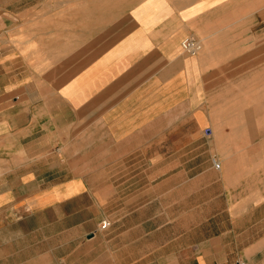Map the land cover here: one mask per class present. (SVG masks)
<instances>
[{"label": "crops", "instance_id": "0c3cea01", "mask_svg": "<svg viewBox=\"0 0 264 264\" xmlns=\"http://www.w3.org/2000/svg\"><path fill=\"white\" fill-rule=\"evenodd\" d=\"M20 18L0 13V264H264V0Z\"/></svg>", "mask_w": 264, "mask_h": 264}, {"label": "rangeland", "instance_id": "374dc122", "mask_svg": "<svg viewBox=\"0 0 264 264\" xmlns=\"http://www.w3.org/2000/svg\"><path fill=\"white\" fill-rule=\"evenodd\" d=\"M92 0H0V13L6 14L11 17L15 26V29L20 28V14L23 12L29 15L52 13L53 9L61 10V13L68 14L69 9H73L74 6L85 4ZM110 3H134L138 0H108ZM262 46L254 48L253 52L248 55L252 57L254 64H263L264 68V40L259 42ZM259 62V63H258ZM261 62V63H260ZM258 82L255 91L264 93V69L258 74ZM262 84V85H261ZM259 95V94H258Z\"/></svg>", "mask_w": 264, "mask_h": 264}, {"label": "built area", "instance_id": "2783aa9c", "mask_svg": "<svg viewBox=\"0 0 264 264\" xmlns=\"http://www.w3.org/2000/svg\"><path fill=\"white\" fill-rule=\"evenodd\" d=\"M181 46L185 53L193 55L201 50L202 44L199 41V39H197L195 36H189L182 41ZM214 161H215V166L220 167V162H218L216 159ZM109 224L110 221L105 219L102 221L101 227L106 228Z\"/></svg>", "mask_w": 264, "mask_h": 264}, {"label": "clouds", "instance_id": "9594fccd", "mask_svg": "<svg viewBox=\"0 0 264 264\" xmlns=\"http://www.w3.org/2000/svg\"><path fill=\"white\" fill-rule=\"evenodd\" d=\"M24 235L23 231L20 229H17L15 233H13V238H22ZM7 242V241H6Z\"/></svg>", "mask_w": 264, "mask_h": 264}]
</instances>
